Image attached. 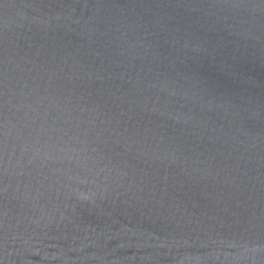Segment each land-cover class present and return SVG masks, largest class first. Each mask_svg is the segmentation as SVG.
Returning a JSON list of instances; mask_svg holds the SVG:
<instances>
[{"label": "water", "instance_id": "water-1", "mask_svg": "<svg viewBox=\"0 0 264 264\" xmlns=\"http://www.w3.org/2000/svg\"><path fill=\"white\" fill-rule=\"evenodd\" d=\"M0 264H264V0H0Z\"/></svg>", "mask_w": 264, "mask_h": 264}]
</instances>
